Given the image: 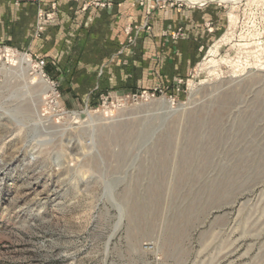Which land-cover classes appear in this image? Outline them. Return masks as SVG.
<instances>
[{
    "label": "rangeland",
    "instance_id": "1",
    "mask_svg": "<svg viewBox=\"0 0 264 264\" xmlns=\"http://www.w3.org/2000/svg\"><path fill=\"white\" fill-rule=\"evenodd\" d=\"M146 1L149 35L184 15L159 34L191 57L115 89L92 49L46 37L56 2L17 1L34 31L0 38V264H264V0ZM140 30L118 56L141 57Z\"/></svg>",
    "mask_w": 264,
    "mask_h": 264
},
{
    "label": "crops",
    "instance_id": "2",
    "mask_svg": "<svg viewBox=\"0 0 264 264\" xmlns=\"http://www.w3.org/2000/svg\"><path fill=\"white\" fill-rule=\"evenodd\" d=\"M17 1L0 0V38H19L26 36V33L27 36H31L34 31V23L31 22L32 28L29 27L26 31L24 27L21 28L19 15L21 14L20 7L23 4ZM44 1L45 5H48L47 7L52 2L58 4L56 18L48 26L46 37L64 39L67 40V43L69 40L75 39L79 43L78 47L84 52V56L88 48L93 50V55H97L96 69L99 68L104 73L101 77L98 76L99 74L95 76L92 80L93 85L99 83L102 88L108 89L137 88L146 84L147 81H153L151 71L159 73L162 76L161 79L167 82H171L175 77L185 73L187 63H183V58L184 56L191 57L190 52L187 54V51L182 49L186 41L180 39L171 42L163 36L164 32L159 34L160 30L168 28L169 22L175 29L179 28V21L184 17L183 14L173 9L167 12L161 11L159 17L164 20V23L159 27L161 22L157 23L156 20L155 31L152 32L153 35H149L145 29L149 26L153 16L150 2L146 0H43V3ZM23 3L26 4V2ZM94 3L95 5H91ZM10 4L16 5V16L18 17L16 20H6L8 14L5 11V6ZM85 4L89 5V8L84 9ZM30 5V9L34 6L35 11V5ZM128 27H140L139 37L145 40L144 43L150 45L141 51L142 55L139 54L141 57L135 61L134 58L117 55L119 44L127 39ZM188 45L190 46L191 42ZM109 54L113 56V59L112 57L109 59L112 61L106 67H102L108 61L103 55ZM69 55L71 56L72 53L70 52ZM50 63L48 62L47 69L49 74L53 75L56 70ZM150 64L154 66V70ZM84 69L88 70V68ZM66 79L69 83L66 93L74 99L79 97L76 89L73 88L74 82L81 83L80 81H82L90 85L88 83L90 76L86 78L82 72L77 76L69 75Z\"/></svg>",
    "mask_w": 264,
    "mask_h": 264
},
{
    "label": "bare ground",
    "instance_id": "3",
    "mask_svg": "<svg viewBox=\"0 0 264 264\" xmlns=\"http://www.w3.org/2000/svg\"><path fill=\"white\" fill-rule=\"evenodd\" d=\"M185 3L191 4V5H204L209 2H221V3H229V2H239L240 0H180ZM162 105H166V101H161ZM167 107V105H166ZM168 111L172 112L173 109L168 107ZM175 111V110H174Z\"/></svg>",
    "mask_w": 264,
    "mask_h": 264
},
{
    "label": "built area",
    "instance_id": "4",
    "mask_svg": "<svg viewBox=\"0 0 264 264\" xmlns=\"http://www.w3.org/2000/svg\"><path fill=\"white\" fill-rule=\"evenodd\" d=\"M41 64H42V65H44V63H43V62H41ZM43 67H44V66H42V69H43ZM42 75H43L44 77H46V78H47V74H46L44 71H42Z\"/></svg>",
    "mask_w": 264,
    "mask_h": 264
},
{
    "label": "water",
    "instance_id": "5",
    "mask_svg": "<svg viewBox=\"0 0 264 264\" xmlns=\"http://www.w3.org/2000/svg\"><path fill=\"white\" fill-rule=\"evenodd\" d=\"M175 112H176V111L173 110V111L171 112V114H174Z\"/></svg>",
    "mask_w": 264,
    "mask_h": 264
},
{
    "label": "trees",
    "instance_id": "6",
    "mask_svg": "<svg viewBox=\"0 0 264 264\" xmlns=\"http://www.w3.org/2000/svg\"><path fill=\"white\" fill-rule=\"evenodd\" d=\"M46 69H47V66H46ZM47 71H48V69H47ZM49 72V71H48Z\"/></svg>",
    "mask_w": 264,
    "mask_h": 264
}]
</instances>
